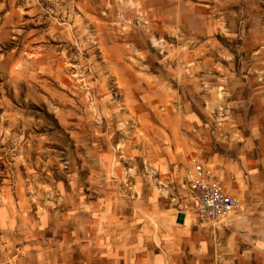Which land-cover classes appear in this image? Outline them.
Segmentation results:
<instances>
[{
	"label": "rangeland",
	"instance_id": "obj_1",
	"mask_svg": "<svg viewBox=\"0 0 264 264\" xmlns=\"http://www.w3.org/2000/svg\"><path fill=\"white\" fill-rule=\"evenodd\" d=\"M241 152L264 191V0H0V264H177Z\"/></svg>",
	"mask_w": 264,
	"mask_h": 264
},
{
	"label": "crops",
	"instance_id": "obj_2",
	"mask_svg": "<svg viewBox=\"0 0 264 264\" xmlns=\"http://www.w3.org/2000/svg\"><path fill=\"white\" fill-rule=\"evenodd\" d=\"M240 155L239 164L230 163L227 166L228 169H235L237 175L232 174L231 179L226 177L222 180L217 173L215 174L225 191L239 199L247 210L233 216L240 211L238 207L222 224L197 218L200 224H194L190 236H185V239H190V243L187 247H180L177 264H264V191L235 189L233 182H237L240 179L239 176L245 172L243 164L249 165L248 154L241 152ZM259 158L257 173L255 174L253 169V175L264 173V154ZM173 168V158L171 156L164 158L161 171L164 172L167 169V172H164L163 176L171 179ZM253 182L256 181L253 180ZM231 191H235L236 194ZM256 192L261 197L255 198ZM179 238L182 239V237Z\"/></svg>",
	"mask_w": 264,
	"mask_h": 264
},
{
	"label": "built area",
	"instance_id": "obj_3",
	"mask_svg": "<svg viewBox=\"0 0 264 264\" xmlns=\"http://www.w3.org/2000/svg\"><path fill=\"white\" fill-rule=\"evenodd\" d=\"M187 201L197 218L222 224L239 206L240 200L229 195L211 170L196 163L186 171Z\"/></svg>",
	"mask_w": 264,
	"mask_h": 264
},
{
	"label": "bare ground",
	"instance_id": "obj_4",
	"mask_svg": "<svg viewBox=\"0 0 264 264\" xmlns=\"http://www.w3.org/2000/svg\"><path fill=\"white\" fill-rule=\"evenodd\" d=\"M81 22H83V21H81ZM82 24V23H81ZM99 28L101 27V26H98ZM99 28H98V30H99ZM101 43V45H102V41L100 42Z\"/></svg>",
	"mask_w": 264,
	"mask_h": 264
}]
</instances>
